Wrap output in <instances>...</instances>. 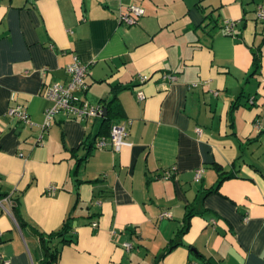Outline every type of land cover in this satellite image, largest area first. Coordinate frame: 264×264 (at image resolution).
Masks as SVG:
<instances>
[{
	"label": "crops",
	"instance_id": "obj_1",
	"mask_svg": "<svg viewBox=\"0 0 264 264\" xmlns=\"http://www.w3.org/2000/svg\"><path fill=\"white\" fill-rule=\"evenodd\" d=\"M130 4L144 13L127 25L119 16ZM259 6L264 0H0V264L44 258L38 236L18 225L16 199L44 233L72 212L75 239L59 243L50 264H264ZM74 56L89 64L78 96L102 104L116 91L129 121L119 151L95 146L98 117L58 113L40 129L51 104L43 88L67 80ZM13 105L33 125L8 116ZM219 170L233 176L215 188Z\"/></svg>",
	"mask_w": 264,
	"mask_h": 264
},
{
	"label": "built area",
	"instance_id": "obj_2",
	"mask_svg": "<svg viewBox=\"0 0 264 264\" xmlns=\"http://www.w3.org/2000/svg\"><path fill=\"white\" fill-rule=\"evenodd\" d=\"M144 13V9L137 4H130L127 6L126 11L121 13L119 20L127 25H131L136 22V18ZM256 16L259 19H264V7L259 6L256 11ZM226 29L230 30L233 23L230 21L225 22ZM89 64L81 61L78 57L74 56L73 60L66 64L64 67L68 78L65 82H52L45 84L42 95L48 101H50V106L46 108L44 113V120L40 126L43 131L47 128L51 120L58 113H63L67 117L74 119H85L89 117L101 118L103 115V106L100 103L92 104L86 98L80 97L77 93H84L87 90L88 84L85 80V76L88 73ZM170 80H174L175 77L172 75H167ZM147 78L146 75H140L139 81L143 82ZM137 99H143L144 93L141 89L136 90ZM7 115L15 117L16 119L33 125L30 121L27 112L20 108L18 105H13L8 108ZM127 119H121L114 122L110 129V134L108 139L105 136H100L97 138L95 146L101 148L105 146L106 142L109 141L112 149L114 151H119L122 146L128 145L127 140ZM258 127V126H257ZM42 134L37 138V142L40 143ZM173 170V168L171 169ZM171 170L164 171L163 178H169ZM201 170L196 171V176L200 175ZM168 215L167 212H161L160 217ZM93 225H96L94 222ZM1 239V231H0ZM129 247V244H126ZM7 263V260H3Z\"/></svg>",
	"mask_w": 264,
	"mask_h": 264
},
{
	"label": "trees",
	"instance_id": "obj_3",
	"mask_svg": "<svg viewBox=\"0 0 264 264\" xmlns=\"http://www.w3.org/2000/svg\"><path fill=\"white\" fill-rule=\"evenodd\" d=\"M253 65L255 69H257V67L259 66V57L255 51H253ZM102 106L103 108L106 109V113L105 115L103 114L101 116V125L98 135L101 134L106 137L109 136L110 134V129L112 124L114 122L123 119L122 112L120 109V103L116 95V91H114V94L111 99L102 103ZM83 145L86 146L87 150L89 151L94 144L92 140L88 141V137H87L83 141ZM223 173L224 171L219 170V178L217 180L215 188L218 186L221 180L233 176L232 172L226 173L224 175ZM15 202L16 204L13 206V211L19 227L22 229L23 232L26 229L30 228L38 236L44 251V258L42 259L41 264H50L55 260L56 254L59 252L57 249V245L59 243H68L74 241L75 239L73 234V225H72L74 216L72 215V212L69 211V213L67 214V216L65 217V219L62 221L61 225L57 229L49 233H44L42 231H37L36 229H34L35 227L30 225L22 217V215L20 214V209L18 208L19 201L16 199Z\"/></svg>",
	"mask_w": 264,
	"mask_h": 264
},
{
	"label": "water",
	"instance_id": "obj_4",
	"mask_svg": "<svg viewBox=\"0 0 264 264\" xmlns=\"http://www.w3.org/2000/svg\"><path fill=\"white\" fill-rule=\"evenodd\" d=\"M105 113H106V109H105V108H103V114L105 115Z\"/></svg>",
	"mask_w": 264,
	"mask_h": 264
}]
</instances>
